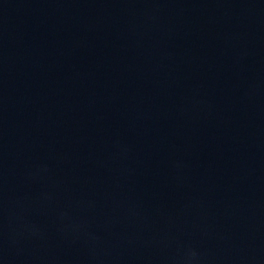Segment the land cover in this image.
<instances>
[{
	"label": "water",
	"instance_id": "1",
	"mask_svg": "<svg viewBox=\"0 0 264 264\" xmlns=\"http://www.w3.org/2000/svg\"><path fill=\"white\" fill-rule=\"evenodd\" d=\"M0 264H264V0H0Z\"/></svg>",
	"mask_w": 264,
	"mask_h": 264
}]
</instances>
